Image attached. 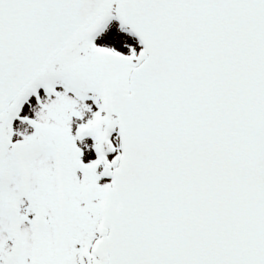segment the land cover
Returning a JSON list of instances; mask_svg holds the SVG:
<instances>
[{"label": "snow or ice", "instance_id": "6c2138e0", "mask_svg": "<svg viewBox=\"0 0 264 264\" xmlns=\"http://www.w3.org/2000/svg\"><path fill=\"white\" fill-rule=\"evenodd\" d=\"M0 264H264V0H0Z\"/></svg>", "mask_w": 264, "mask_h": 264}]
</instances>
